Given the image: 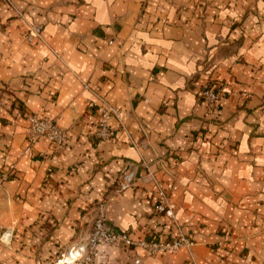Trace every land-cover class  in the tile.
Masks as SVG:
<instances>
[{
  "label": "crops",
  "instance_id": "crops-1",
  "mask_svg": "<svg viewBox=\"0 0 264 264\" xmlns=\"http://www.w3.org/2000/svg\"><path fill=\"white\" fill-rule=\"evenodd\" d=\"M14 3L44 41L0 1V264H80L99 202L114 231L172 237L153 179L191 247L102 246L95 263L264 264V0ZM214 78L217 111L200 97ZM84 84L118 112L108 139ZM22 109L54 118L67 145L29 142Z\"/></svg>",
  "mask_w": 264,
  "mask_h": 264
},
{
  "label": "built area",
  "instance_id": "built-area-1",
  "mask_svg": "<svg viewBox=\"0 0 264 264\" xmlns=\"http://www.w3.org/2000/svg\"><path fill=\"white\" fill-rule=\"evenodd\" d=\"M28 26V31L24 36L26 41H44L41 25L28 23ZM84 86L90 89L95 98L94 104L100 107V116L95 133L100 139H108L114 134L113 129L108 124V120L112 116L118 117V112L97 89L91 88L87 84H84ZM223 91V85L218 79H209L203 83L200 97L211 110L217 111ZM26 120L28 123L27 139L29 142L44 138L55 148L67 145L68 133L57 124L54 118L29 113L26 116ZM131 142L135 145L134 141L131 140ZM9 169L11 170L12 166ZM153 183L157 192L154 212L174 227V235L168 239L147 241L144 239H133L127 232L114 231L108 227L105 207L102 202H99L91 222L84 261L89 262L93 260L97 251L102 246L112 247L120 245L125 248H140L143 250L145 256L174 253L180 248L185 247L189 249L191 247L193 242L184 234L175 216V203L171 192L160 181L153 179ZM135 263L139 264L140 258H137Z\"/></svg>",
  "mask_w": 264,
  "mask_h": 264
},
{
  "label": "rangeland",
  "instance_id": "rangeland-1",
  "mask_svg": "<svg viewBox=\"0 0 264 264\" xmlns=\"http://www.w3.org/2000/svg\"><path fill=\"white\" fill-rule=\"evenodd\" d=\"M1 2H4L5 4H7L11 9H12V11H13V13L15 14V16L17 17V18H19L22 22H24V24L27 26V29H28V23H31V24H35V23H33L31 20H30V18L28 17V15L23 11V10H21L20 8H18L17 6H16V4L14 3V0H0ZM28 31V30H27ZM24 39H25V37H24ZM23 110V109H22ZM29 113H34V112H30V111H24L23 110V114H24V118H25V121H26V125H25V128H26V138H27V129H28V123H27V120H26V116H27V114H29ZM28 140V139H27ZM8 171V172H7ZM9 173H10V169L8 168L7 170H6V172H5V174L3 175V176H1L0 177V185H1V183L3 182V179L4 178H6V177H8V175H9ZM95 212H96V210L94 211V214H95ZM94 216V215H93ZM92 219H93V217L91 218V220H90V223L92 222ZM0 236H1V228H0ZM86 254V253H85ZM85 254H84V256H85ZM61 255V253L59 254V252H57L56 254H54V255H52V256H50L49 258L48 257H46V258H41L42 256H41V254L39 253V254H37V252L34 254V257H35V261L37 262V264H54L55 263V261H56V259H57V257H59ZM82 257L80 260H78V261H80V264H99V263H95L94 262V260H91V261H89V262H86V261H84V258L85 257ZM77 261V262H78ZM76 262V263H77ZM57 264V263H56Z\"/></svg>",
  "mask_w": 264,
  "mask_h": 264
},
{
  "label": "bare ground",
  "instance_id": "bare-ground-1",
  "mask_svg": "<svg viewBox=\"0 0 264 264\" xmlns=\"http://www.w3.org/2000/svg\"><path fill=\"white\" fill-rule=\"evenodd\" d=\"M74 257V256H73ZM72 257L71 256H66L63 259H61V261H58L57 264H64L65 261L71 260Z\"/></svg>",
  "mask_w": 264,
  "mask_h": 264
}]
</instances>
